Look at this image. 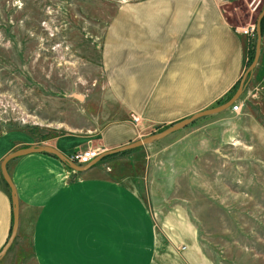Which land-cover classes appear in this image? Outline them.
<instances>
[{
	"label": "crops",
	"instance_id": "crops-1",
	"mask_svg": "<svg viewBox=\"0 0 264 264\" xmlns=\"http://www.w3.org/2000/svg\"><path fill=\"white\" fill-rule=\"evenodd\" d=\"M222 2L121 4L100 44L103 65L115 69L114 78H131L130 90L111 92L110 98L118 101H110L113 106L97 119V128L55 132L49 137L23 129L1 133L0 162L8 153L29 146H51L67 157L89 147L110 150L140 136L131 116H142L145 128L162 116L186 114L225 98L245 71L250 35L247 27H235L225 18ZM262 36L264 43V32ZM141 147L97 160L98 155L80 172L44 152L11 159L7 169L18 196L19 221L0 264L5 260L8 264L13 260V264L202 263L193 245L195 225L185 218L168 214L161 219L166 227H177V235L168 242L186 243L184 252L158 247L165 241L157 237L147 199L150 175L140 172L135 163L132 167L138 157L132 152ZM11 224L10 191L0 172V249ZM23 242L28 243L27 254L20 249L9 255L12 247Z\"/></svg>",
	"mask_w": 264,
	"mask_h": 264
},
{
	"label": "rangeland",
	"instance_id": "rangeland-1",
	"mask_svg": "<svg viewBox=\"0 0 264 264\" xmlns=\"http://www.w3.org/2000/svg\"><path fill=\"white\" fill-rule=\"evenodd\" d=\"M130 1L0 0V134L23 129L49 137L55 132L98 127L97 119L111 110V102L118 101L110 98L111 92L131 87V78H114L115 69L104 66L100 44L117 8ZM222 3L225 18L235 27H247L250 43L256 41L255 23L264 0ZM261 53L237 100L239 112L227 109L198 118L132 152L138 155L132 167L135 163L140 172L150 175L147 199L157 237L165 241L158 247L184 252L186 243L168 242L177 235V227L163 225V217L185 218L195 225L193 245L202 258V263L193 264H264ZM219 101L186 114L162 116L145 128L142 116H131L141 133L136 140L223 104ZM90 149L100 150H85ZM22 244H14L9 255L20 249L27 254L28 243Z\"/></svg>",
	"mask_w": 264,
	"mask_h": 264
},
{
	"label": "water",
	"instance_id": "water-1",
	"mask_svg": "<svg viewBox=\"0 0 264 264\" xmlns=\"http://www.w3.org/2000/svg\"><path fill=\"white\" fill-rule=\"evenodd\" d=\"M263 16H264V6L256 18V23H255L256 41H255V52H254L253 60L249 64L246 71L243 73V76L239 81L237 89L235 90L233 95L229 98V100H227L226 102H224L221 105H217L215 107H211V108H207V109L195 112L191 116L184 118L182 120H179V121L167 126L166 128H164L163 130H161L159 132L152 133L148 136L137 139V140L132 141L128 144H124L122 146H119V147H116V148H113L110 150H106L105 152L100 154V156L97 160L104 158L105 156H108V155L117 154V153L122 152V151L131 150V149L152 143L154 141H157L159 139L166 137L167 135H169V134H171V133H173V132H175L181 128H184L185 126L192 123L193 121H195L198 118L208 116V115H212V114H216V113H219L221 111L228 109L234 101L238 100L239 96L244 91L245 84H246V78H247V76H251V73L254 70V68L256 67L257 62L259 60L260 52H261V45H262V32H261L260 22H261V19L263 18ZM74 96H76V98H78V99L83 98V96L80 94H74ZM35 152H40V153L44 152V153L52 154V155L56 156L58 159H60L61 161H63L65 164H67L70 168H72L75 171H79V172L84 171L90 166V164H86L85 166L76 165L74 162L70 161L67 156L63 155L62 153H60L58 150H56L55 148H53L51 146H29V147L19 148V149H16V150L8 153L2 159V161L0 162V171H1V174L4 178L5 183L7 184L8 188H9V191H10V198H11V203H12V227H11V232H10L8 239L6 240L5 244L0 249V260L3 258V256H5L6 252L8 251V249L10 248L12 242L14 241V239L16 237L17 230H18V221H19L18 196H17L16 188H15V186L12 182V179L8 173L7 164L13 158H16V157H19L22 155H26L29 153H35Z\"/></svg>",
	"mask_w": 264,
	"mask_h": 264
},
{
	"label": "built area",
	"instance_id": "built-area-1",
	"mask_svg": "<svg viewBox=\"0 0 264 264\" xmlns=\"http://www.w3.org/2000/svg\"><path fill=\"white\" fill-rule=\"evenodd\" d=\"M232 112H239L241 105L238 104V101H234L229 107ZM100 150L90 149L83 151H73L69 156V160L74 162L76 165L83 166L88 164L92 159L96 158L99 155Z\"/></svg>",
	"mask_w": 264,
	"mask_h": 264
},
{
	"label": "trees",
	"instance_id": "trees-1",
	"mask_svg": "<svg viewBox=\"0 0 264 264\" xmlns=\"http://www.w3.org/2000/svg\"><path fill=\"white\" fill-rule=\"evenodd\" d=\"M260 27H261V32H262V35H263V32H264V16L263 18L261 19V22H260ZM256 36V35H255ZM256 38V37H255ZM254 52H255V40H253L250 44H249V49H248V60H247V66H249V64L252 62L253 60V57H254ZM238 84L239 82H237L235 84V86L233 87V89L231 90L230 94L227 95L225 98L221 99L220 101H222V103L226 102L235 92L236 88L238 87ZM219 101V100H218ZM219 101V102H220ZM121 153H124V152H120ZM7 185V184H6ZM9 189V188H8Z\"/></svg>",
	"mask_w": 264,
	"mask_h": 264
},
{
	"label": "bare ground",
	"instance_id": "bare-ground-1",
	"mask_svg": "<svg viewBox=\"0 0 264 264\" xmlns=\"http://www.w3.org/2000/svg\"><path fill=\"white\" fill-rule=\"evenodd\" d=\"M72 169V168H71ZM73 170V169H72Z\"/></svg>",
	"mask_w": 264,
	"mask_h": 264
}]
</instances>
